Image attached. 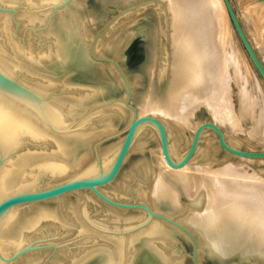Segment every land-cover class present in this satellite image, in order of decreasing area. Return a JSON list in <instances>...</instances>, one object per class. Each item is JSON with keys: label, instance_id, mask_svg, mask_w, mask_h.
<instances>
[{"label": "bare ground", "instance_id": "6f19581e", "mask_svg": "<svg viewBox=\"0 0 264 264\" xmlns=\"http://www.w3.org/2000/svg\"><path fill=\"white\" fill-rule=\"evenodd\" d=\"M57 1L0 0L2 5L19 6L15 14L0 16V72L27 83L35 90V95L50 103L61 115V125H57L31 103L0 91V151L7 154L0 164V201L15 192L69 179L75 170L83 172L73 177L93 175L99 170L105 172L123 141L116 143L108 156H102L101 168L100 162L96 166L90 161L91 144L100 136V130L85 128L60 135L51 131V128L64 129L70 117L112 97L109 88L118 86L119 81L114 70L99 61L90 62L98 82L80 88L70 83L73 74L70 62L80 59V55L88 59V43L74 16H68L62 9L52 12L51 6ZM79 1L84 3V0ZM254 1L261 4L250 11L253 23L257 21L258 25L260 39L257 43L264 51V2ZM164 4L168 20H160L157 49L160 43H167L168 48L163 44L159 49L162 53H156L154 46L146 68L147 89L136 108L131 107L128 90L125 92L123 101L127 100L126 106L133 111L131 120L143 115L160 120L174 161L186 153L193 133L201 123L195 118L199 105L206 107L217 125L226 124L237 134L239 130L243 131L244 122L250 121L251 126L244 130L245 142L249 146L264 142L263 88L249 73L231 41L223 0H164ZM44 22H49L46 31L42 32L46 37L42 33L38 35L41 37L37 48L26 44L28 30H25L22 42L19 30L25 26L42 28L40 24ZM117 42H112L110 49L115 50ZM120 113L123 115L125 111ZM210 130L212 132L205 129L201 133L189 161L182 167L173 168L164 159L157 127L150 122L141 124L128 154L131 151L143 153L153 141L154 147L150 146L152 156L134 164L125 175L126 179L112 180L98 188L111 199L130 192L134 199L146 201L154 212L177 219L180 225L186 223L197 240L196 255L204 246L211 256L224 264L230 252L264 250V185L227 177L233 171L239 173L241 170L231 163L218 170L210 169L218 142L217 134ZM26 140L32 145L24 146ZM34 144L43 146L42 149L52 144L55 150L31 151L32 148L39 149ZM228 153L245 161L260 159ZM34 168L42 170V179L34 177ZM189 169L203 174L189 172ZM38 179L43 180V185ZM130 179L133 182H129ZM81 192L88 193L89 197L82 196ZM71 193H77L75 201L68 196ZM92 196L109 207L129 210L111 206L86 189L14 206L0 216V264H40L44 252H30L14 261L10 255L40 235L54 229L64 232L71 228L80 234L82 243L77 249L55 252L45 264H137L141 256L151 264H182L180 259L162 249V244L174 239L170 229H180L159 217H152L148 227L137 234L106 236L97 227L92 228L93 223L87 224L88 205H91L88 199ZM183 198L187 199L186 203ZM159 204H164L168 211L162 212ZM141 211L149 216L146 211ZM94 224L98 225L97 222Z\"/></svg>", "mask_w": 264, "mask_h": 264}, {"label": "rangeland", "instance_id": "374dc122", "mask_svg": "<svg viewBox=\"0 0 264 264\" xmlns=\"http://www.w3.org/2000/svg\"><path fill=\"white\" fill-rule=\"evenodd\" d=\"M57 1V0H56ZM112 0H108L110 3ZM119 1L120 6L113 7L111 4H102L97 0H84L80 2L79 0H58L54 5L51 6V10H65L68 16H74V20L77 25L82 28L84 31L87 45L86 53L88 54L89 62H103L114 70L117 80L118 86L112 87L113 93L112 97L106 98L104 101H101L97 104L90 105L88 109H86L81 114H76L73 117H70L69 120L66 121V127L64 129H52L51 131L54 134H63V133H73L77 132L81 129H88L90 131H99L100 136L96 138V140L91 144V159L94 165L97 166L98 162H100L102 168V156H108L111 152V149L114 147L116 143H121L124 138L126 128L133 117V111L126 106V101H123L124 94L127 92V88L123 83L122 75L118 73L117 68L111 63V60L116 61L124 73L126 74L127 82L131 88L132 96L128 97L129 102L137 107L138 101L144 92L147 89L148 84V76L146 72L147 66L141 65L144 59H140L141 50V39L143 38L142 30L146 27H151L152 25H156L158 30H160L161 21L168 20V16L166 14V10L164 8V0H113ZM118 2V3H119ZM162 4H161V3ZM235 11L237 12L240 21L249 37L251 43L253 44L257 54L259 55L261 61L264 64V51L260 49L261 47L258 45L257 40L260 39V35L257 34L258 25L257 21L253 23L252 21V13L251 9L256 7H261V4L255 2L254 0H231ZM161 4V5H160ZM1 8H4V11H0L1 14L10 13L15 14L19 6H11L7 4H0ZM17 7V8H16ZM46 9V7H44ZM164 12V15H163ZM52 14V13H51ZM166 14V15H165ZM160 16H163L162 19ZM166 16V17H164ZM51 18V15H49ZM50 18L47 20L49 21ZM73 18V17H72ZM167 18V19H166ZM161 20V21H160ZM14 21V20H12ZM252 21V22H251ZM17 26V23L12 22ZM49 22H44L40 24L42 28L36 26L34 28L24 27V31L19 30V37L23 40L25 39V30L29 31L28 38L26 44L32 45L37 48L40 44L39 40L40 35L43 31H46L48 28ZM231 41L234 44L237 52L239 53L243 63L246 65L249 73L257 78L262 85L264 92V85L261 81V78L257 74L255 68L253 67L250 59L248 58L235 30L233 29L231 22L229 21V29ZM259 35V36H258ZM43 37H46L42 33ZM98 39V40H97ZM98 41V42H96ZM114 41L117 42V46L115 50L110 49L111 43ZM162 42V41H160ZM24 43V42H23ZM98 43V44H97ZM25 44V45H26ZM164 44V43H163ZM160 43V47L163 45ZM96 45V46H95ZM98 45V46H97ZM165 47L168 48V44H164ZM97 47V48H96ZM99 47V48H98ZM34 48V49H35ZM95 49V50H94ZM101 50V51H100ZM99 51V52H98ZM160 52V50H159ZM162 53V51L160 52ZM161 55V54H160ZM150 59V57H149ZM120 68V67H119ZM4 74V73H3ZM9 78L13 79L17 83L21 84L24 87L30 89L33 93L35 90L30 87L27 83L19 81L17 78L4 74ZM62 75L59 76V80ZM113 78V77H112ZM139 78V79H138ZM137 80V81H136ZM70 83L75 86V88H80V86H84L87 83L79 81L78 79L71 76ZM83 84V85H82ZM92 85V84H90ZM85 87V86H84ZM236 87V86H234ZM1 92L14 97L13 95L3 91ZM17 98V97H16ZM111 101V102H110ZM123 110L125 113L122 115L120 111ZM195 118L197 122L202 121H214L211 113L206 109L204 105H199L196 109ZM251 126L250 121H246L243 124V131L239 130L238 134L231 127L226 124L221 125V129L226 133L227 140L229 143L235 147L240 149H251V150H260L264 149V142L258 143L255 146H249L245 142V131ZM207 132V131H206ZM208 132H212L208 129ZM154 142L150 141L148 146L143 153L139 151H131L119 174L113 180L116 182L118 180L126 179L125 175L131 171V167L137 162L143 161L145 158L151 157L150 146L154 147ZM32 145L30 141H25L24 146ZM39 149L32 148L31 151L43 152V151H54L55 146L50 144L46 148L42 149L43 146L38 144H34ZM45 145V144H44ZM46 146V145H45ZM33 147V146H32ZM217 151H215V158L212 161V167L210 169L218 170L221 166L226 163H231L235 168H240L241 170L238 172L233 171V174L227 175V177L232 179H242L245 181H253L264 185V159H248V161L241 160L236 156L229 154L224 151L223 148L220 147L218 142H216ZM7 154L2 153L1 160L3 161L6 158ZM166 168V167H165ZM164 170L168 172V168ZM238 171V169H236ZM203 174L201 171H197L194 169L189 172ZM83 171L75 170L72 174L73 177L77 174L82 173ZM34 177L39 176L42 179V170L39 168H34L33 170ZM220 176H226L221 175ZM69 177V178H70ZM39 180L40 185L42 181ZM68 179V178H66ZM65 180V179H64ZM62 181V180H61ZM60 182V181H59ZM129 182H133L130 179ZM132 184V183H131ZM88 193L81 192V195L84 197H89ZM77 193H71L68 196H71V200L75 201ZM115 200H125V201H146L142 199H134L132 193H127L125 196L113 197ZM185 203L187 199L183 198ZM91 202V205H88V209L90 210L88 214L87 224H92V228H96L100 231L101 234L106 236H126L128 234H137L141 232L143 229L147 228L151 222V218L147 216L143 211L138 209H129L126 211H120L115 208L109 207L108 205L102 203L101 201L95 199L93 196L88 199ZM58 204V203H57ZM56 205V204H55ZM158 207L162 212L168 211L167 207L164 204H159ZM68 208V207H67ZM92 219L94 222H92ZM175 221L177 219L171 218ZM97 222L96 225L94 224ZM69 225L72 224L70 222H66ZM184 223V222H183ZM171 225L170 223H168ZM185 226L187 225L184 223ZM95 225V226H94ZM90 226V225H88ZM174 226V225H172ZM184 226V227H185ZM188 226V225H187ZM186 226V228H187ZM71 227V226H70ZM91 227V226H90ZM189 227V226H188ZM74 228V227H73ZM172 228V227H170ZM177 228V227H176ZM76 229V228H75ZM178 229V228H177ZM188 229V228H187ZM190 229H192L190 227ZM173 234V241L168 244H162V249L172 256L180 259L182 264H195V260L193 257V242L188 239L187 236L184 235L183 231H176L174 229H170ZM189 230V229H188ZM77 230H65L62 232L61 229H54L48 234L40 235L38 238L30 241L29 245H32L33 249L24 254H29L30 252H44L45 257L42 258L40 264L47 263L51 257L54 256L55 252L60 250L67 249H77L78 244H81L82 240L80 238V234L76 232ZM190 231V230H189ZM192 231V230H191ZM103 232V233H102ZM154 243H159V241H153ZM89 244V243H88ZM85 245V244H84ZM28 246V245H27ZM26 247V246H25ZM255 252L258 258L263 261L264 258V250H248V251H236L239 253L245 252ZM233 253L230 252L229 255ZM14 254V253H13ZM12 254V255H13ZM21 254L18 257L24 255ZM10 255V257L12 256ZM199 255V256H198ZM16 257V258H18ZM14 258L13 261L16 259ZM197 258L200 261V264H216L212 256L207 252V249L203 246L200 250H198ZM249 259V258H248ZM246 260V262L242 261L241 258L230 257V259L225 264H252L255 259ZM252 261V262H251Z\"/></svg>", "mask_w": 264, "mask_h": 264}, {"label": "water", "instance_id": "95a60500", "mask_svg": "<svg viewBox=\"0 0 264 264\" xmlns=\"http://www.w3.org/2000/svg\"><path fill=\"white\" fill-rule=\"evenodd\" d=\"M68 1V0H67ZM102 4H111L113 7L120 6V2L117 1H111L110 3L108 0H97ZM264 2V0H258ZM223 3L225 5V9L227 11L229 21L231 22V25L233 29L235 30V33L237 34L248 58L250 59L253 67L255 68L257 74L261 78V81L264 85V64L261 61L259 55L257 54L253 44L251 43L249 37L247 36V33L245 32V29L243 28V25L240 21V18L237 14V12L234 9V6L231 2V0H223ZM4 8L0 7V11H4ZM143 38L141 39V50L142 53L140 54V59H144L142 62V66H148L149 57L152 52H154V46L156 45V53L159 51L157 49V45H159V36L160 33L158 31V27L156 25H152L151 27H146L142 30ZM84 53V52H83ZM81 58H75L74 61L70 62V67L73 70L72 77L78 79L79 81H82L87 84H95L97 79L92 74V65H90L89 59L85 57V55H80ZM89 58V57H88ZM111 63L114 64V66L117 68L118 73L122 75L123 83L125 84V87L128 89L129 96H132V91L130 86L127 83V77L124 73L121 66L114 60H111ZM120 67V68H119ZM102 83V82H101ZM104 84V83H103ZM0 89L16 96L20 99H23L32 105L36 106L38 109H40L49 119H51L53 122H55L57 125H61V115L60 112L53 107L50 103H48L46 100L38 97L32 91L26 87H23L22 85L18 84L13 79L9 78L8 76L4 75L2 72H0ZM109 90H112V88ZM113 93V90H112ZM134 108V106H131ZM153 123L160 135V142H161V150L164 155V159L166 163L173 168H178L184 166L189 159L192 157V155L195 153L199 138L201 133L205 129H212L218 136V142L220 146L233 154L244 156V157H251V158H264V149L260 150H247V149H240L236 148L234 146H231L225 138V134L221 127L217 125L214 121H202L197 128L195 129L193 133V137L190 143V146L188 147L186 153L183 155L181 159L178 161H174L169 153L168 148V139H167V133L165 130V127L163 123L158 120L157 118L150 116V115H143V116H135L128 124L125 135L123 138V141L120 145V148L118 150L117 155L115 156L114 161L112 162L111 166L108 170L105 172H101L100 170L93 174V175H81L79 177H73L69 178L57 183H54L47 187H41L34 190H27V191H19L15 192L13 194H10L3 198L0 201V216L5 213L10 208L24 204L29 202H36V201H43V200H49L52 198H57L61 195L75 192L78 190H90L96 197L104 201L105 203L118 207V208H127V209H140L146 211L149 216L151 217H159L168 223L174 225L181 231H183L193 242V257L195 260V264H200L196 255V243L197 240L195 236L183 225H180L175 220L171 219L168 215L160 214L157 212H154L145 202L143 201H125V200H114L109 198L107 195H105L103 192H101L98 188V186H101L103 184H107L114 180L119 172L122 169V166L125 162V158L127 157V154L129 152V149L131 147V143L133 141V137L135 136V132L137 128L143 124V123ZM1 158L2 153L0 151V164H1ZM100 166H98L99 168ZM32 245H28L18 252L14 253L11 258H16L21 254H24L26 252H29L32 250ZM238 257L241 258L242 261L246 262L244 259H250L253 258L255 261L252 264H264V258L263 261H261L257 256L255 252H243L242 254L239 252H233L229 255V257L225 260L224 264L230 259V257ZM216 264H220L219 261L212 256ZM248 259V260H249ZM249 260V261H250ZM252 262V261H251ZM137 264H151L147 261L145 256H141Z\"/></svg>", "mask_w": 264, "mask_h": 264}]
</instances>
